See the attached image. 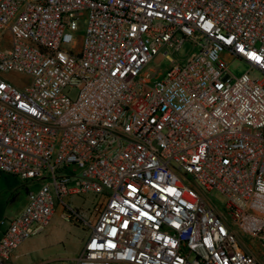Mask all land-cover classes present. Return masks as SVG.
<instances>
[{"label":"built area","instance_id":"built-area-1","mask_svg":"<svg viewBox=\"0 0 264 264\" xmlns=\"http://www.w3.org/2000/svg\"><path fill=\"white\" fill-rule=\"evenodd\" d=\"M186 40L199 50L165 51L153 82ZM227 56L264 76V0H0V173L41 184L0 264L57 204L89 230L71 264H264V78Z\"/></svg>","mask_w":264,"mask_h":264},{"label":"rangeland","instance_id":"rangeland-1","mask_svg":"<svg viewBox=\"0 0 264 264\" xmlns=\"http://www.w3.org/2000/svg\"><path fill=\"white\" fill-rule=\"evenodd\" d=\"M86 28L87 20L84 19L79 22L78 30L73 33L77 44L82 42ZM198 50L199 48L191 40H186L180 50L176 52H173L171 46L167 45L148 65L151 71L156 73L153 82L160 79L170 65L169 60L164 56L165 51L184 63L192 53ZM223 59L227 62L230 72L236 77L249 72L252 79L262 80L264 78L263 74L256 69H251L250 65L241 59L230 56ZM5 77L19 88H23L31 81L28 76L15 72L5 74ZM66 92L72 99H75L78 94L77 88H67ZM40 185L38 181L26 183L18 177L0 173V208L2 209L0 234L7 229L10 219L21 214L28 202V193L38 190ZM200 190L219 210H225V197L217 191H207L204 188H200ZM65 200L79 207L93 209L97 198L94 195H80L67 197ZM61 212L62 208L57 204L55 213L45 231L23 241L10 255L6 264H71V260L79 256L83 250L89 230L80 223L64 220L61 217ZM255 248L261 253V247L257 241Z\"/></svg>","mask_w":264,"mask_h":264},{"label":"flooded vegetation","instance_id":"flooded-vegetation-1","mask_svg":"<svg viewBox=\"0 0 264 264\" xmlns=\"http://www.w3.org/2000/svg\"><path fill=\"white\" fill-rule=\"evenodd\" d=\"M1 210H2V209L0 208V218H2V217H1Z\"/></svg>","mask_w":264,"mask_h":264}]
</instances>
